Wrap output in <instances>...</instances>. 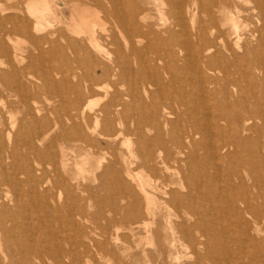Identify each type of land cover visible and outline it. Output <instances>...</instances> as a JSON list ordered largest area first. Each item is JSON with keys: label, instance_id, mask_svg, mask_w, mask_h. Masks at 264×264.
Masks as SVG:
<instances>
[{"label": "bare ground", "instance_id": "1", "mask_svg": "<svg viewBox=\"0 0 264 264\" xmlns=\"http://www.w3.org/2000/svg\"><path fill=\"white\" fill-rule=\"evenodd\" d=\"M0 2L8 4L0 10V99L17 96L25 120L11 115L4 124L11 145L0 128V186L10 187L0 189V264H89L120 229L133 237L142 230L138 244L158 240L159 258L166 251L170 259L184 241L209 252L194 264L204 257L264 264V0H23L24 13L15 11L16 0ZM18 35L37 54L20 49ZM56 35L77 67L66 63ZM41 62L59 103L42 104L38 91L26 90ZM62 71L76 82L52 76ZM109 72L127 77L130 89L102 105L84 101L86 91L109 95L108 84L97 82ZM57 134L59 158L50 148ZM64 139L84 142L86 151L70 154ZM22 148L48 168L20 157ZM25 187L42 216H58L63 201L76 211L55 227L35 216L19 222L12 202L21 206ZM83 202L97 208V231L86 224ZM225 233L236 249L216 246L220 238L230 246Z\"/></svg>", "mask_w": 264, "mask_h": 264}, {"label": "rangeland", "instance_id": "2", "mask_svg": "<svg viewBox=\"0 0 264 264\" xmlns=\"http://www.w3.org/2000/svg\"><path fill=\"white\" fill-rule=\"evenodd\" d=\"M122 2L124 4H126V5L128 4V0H122ZM15 4L17 5V9L15 10L17 13H24L25 12V8H24V5H23V0H16ZM7 5L8 4H6V3L4 4L3 2H0V10L2 8L6 7ZM90 6L92 7L93 5L91 4ZM94 8H95V6H94ZM66 10L68 12V14L66 13V16H69V14H70L69 12L70 11L68 9H66ZM107 24H106V26L111 29L113 24H112V19L110 17H108ZM52 30H55V29L54 28L47 29L40 36H49L48 34ZM16 37H15V41L23 39V40L17 42V43L20 44V45L19 44L17 45L20 49H24L26 47H30V48H32L33 54H37L38 51L34 47L32 42L29 43V40L27 42L26 38H24L22 36H19V35L16 36ZM55 38H57V44L62 46L61 50L64 51L65 53H67L66 63H69L70 66H72V67H77V63L74 62L75 60H74L73 53L69 52V50L67 52L65 49H63V47L65 46L66 41L65 40L61 41V39L58 38V35H56ZM121 41H123V40H121ZM133 57L134 56H131L132 59H133ZM58 62H60V61H59L58 58H56L54 60V63L57 64ZM44 67H45L44 63L41 62V63H39L38 66H35L34 68H31L29 73L32 76L31 77L29 76L31 80H30V83H28V85H27L28 88L26 90H29V92L34 91V90L38 91L40 93V97H39L40 103H42V104L46 103L49 99H52V101H55V103H59L58 96L55 94L56 90L55 89L54 90L51 89L53 87L52 85L49 88L47 83L44 81L43 74H46V73H44ZM75 71H76V73L79 76H84V74H85V71L82 70V69L75 70ZM52 73H53L52 76H54L57 79L60 78V77H63V76H68L72 82H76L75 78L72 79L73 74H72L71 71H62V73H60L59 75L57 74V72H55V73L52 72ZM180 74H181V76H183L184 73L182 71H180ZM97 82L98 83H103V84H105V83L108 84V89H109V92H110L109 95L107 97H105L106 99L105 98L103 99V96L105 94L104 90H94V91H90V92L86 91L83 94L84 101H88L90 98H92V99H98L99 98L100 102L102 101L99 105H102L103 103L107 102L108 101V97L111 96L112 94H114L116 91L118 93L119 92H123L125 90L130 89V87H131L130 86V82L127 79V77L118 76V77H113V79H112V76H111L110 72L107 75H105V76L104 75L99 76V78L97 79ZM122 85H123V87H122ZM119 86L122 87V89ZM110 88H112V89H110ZM194 96H196V95L194 94V95H191L189 97L192 98ZM50 97H52V98H50ZM18 99L19 98L17 96H13L11 98L6 96L4 99H0V119H1V121H3L2 122L3 124L0 125V128H1V131H2L3 135L6 137V140H7L5 142L6 146L7 145H11V143H10V141H8L7 137H9V136L6 134V131H5L6 128H4L7 125H4V124H7L9 122V118H11V115L15 116V119H17L19 123H25V120L22 119L23 116H22V112H21V109H20V104L18 103ZM195 100L197 101L196 98H195ZM11 102H13L12 104L14 105L13 109L10 108V103ZM197 102H198L199 105H201L200 101H197ZM190 118L193 120L192 117H190ZM8 125H10V124H8ZM17 131H18V124H16L14 129H12L11 136L13 138L16 137L15 135L17 134ZM152 134H153V132H152ZM246 135H251V133L248 132ZM56 136H57V138L54 141L52 147H50V148L56 154L57 158H59L60 157V150L58 148V144H59L58 142L59 141L61 142V140H60V137H59L58 134ZM130 136H132V135H130ZM132 137H134V136H132ZM200 138H201L200 136H197V139H200ZM50 140H51V138H47L45 140V144L37 145V147L40 150H42L45 146H47V144L50 142ZM62 141L65 142L66 146H68V151H69L70 154L72 153L71 149H73L75 151L74 155H76V157H79L84 151H86L87 146H85L86 144L84 142H81V141H68L66 139H64ZM115 145L117 147H119L117 149L125 151V146L121 145V143H118V144H115ZM29 151H31V150H28L26 148H22L20 150V157H22V158L23 157L30 158V159H32L34 161L35 165L39 164V166H41V167L44 166V167L48 168L47 159H45L43 156H40L39 154H33V153L31 154V152H29ZM223 154L224 153H222V155ZM20 166H21V164L17 163V165H16L17 171H19V167ZM175 166H177V164L176 163H172V167H175ZM221 166H222L224 172L225 171L229 172V171H231L233 169L232 166H228L227 165L226 161H224ZM208 170H209V172L210 171L212 172V169H208ZM37 176H38V174H37ZM17 177L19 179H24L25 176L20 174V173H17ZM89 183H92V182H89ZM223 183H225L224 179H223ZM171 186H172V188H177V189L179 188L178 184L171 185ZM25 188H26V190H24V194L22 196H17L18 199H20L21 206L15 207V204L12 202V206L14 207L15 211L16 212L18 211L17 213L19 214L18 215L19 222H21L22 219H25V218H22L23 216H27L28 217V218L25 219L27 221H29L31 218H34V216H35V217H40L41 220H46L48 218V221L51 223V225L53 227H55V226H60L63 221L67 220L68 215L70 213H73V212L76 211V210L74 211V207L72 208L71 211H68L64 207V205H63L64 201L63 200L65 199L66 194H65V192H63L64 193L63 194V198L61 199V202L63 201V203L60 202L62 205H61V209H60V212H59L58 216L52 218L50 216V211H47L42 216L41 215L42 214V210L39 209V208L37 210V206H35L34 200L27 193V187H25ZM0 189H1L2 192H6L7 190H10V187L7 184L2 183L1 186H0ZM216 189L218 190V187ZM217 190H215V191H217ZM56 193H57V190L54 189V194H56ZM100 193L101 194H106L105 191H101ZM83 204L85 206V213L87 214L88 219L90 220L86 224L88 226L92 227V229H94L95 231H97L96 219H98V217H94L93 216L95 214V211L97 210L96 206L92 205L91 202H90V204H87V203L83 202ZM104 209H106V208H104ZM106 214H108V212L105 211V215ZM77 217H78V215H76V218ZM102 219L103 218H101V220ZM263 225H264V223H262V226ZM84 226H86V225H84ZM151 226L155 227V224H152ZM162 226H165V225L162 224ZM43 227H44L43 231L46 230V227L44 225H43ZM263 228H264V226H263ZM24 229L27 230V227L25 226ZM87 229H89V228H87ZM161 229H162L163 233H165L164 229L163 228H161ZM95 234L98 236V234L96 232H95ZM143 235H144V232L142 230L138 231V234H137L138 237H136V236L133 237L131 235V233H129L127 231V229H120L115 234L113 232L112 233L113 237H112V239L110 238L112 241H109L108 246L106 245L105 251H103L102 254H98V255L94 254L93 257L90 258L89 264H146V263L147 264H149V263L150 264H163L164 262H166L164 264H184V263L188 264L187 262H190L189 264H194L195 260L197 259L198 253H200V254L203 253V254H206V255L209 253V252L205 251V248L203 246H201L200 248H195V247H192L187 242L180 241V242L176 243L177 247H176V249L174 251L175 254L173 253L172 254L173 256H170V259L167 258L168 254H167L166 251H164V254H163L164 258H159V257H156V256H158V253H159L157 251L158 240L153 238L154 240H153L152 243L142 242V243L138 244L137 240L140 237H142ZM177 235H179V233ZM196 235L197 236L199 235V233L197 231H196ZM223 236L227 237V240L229 238V240L231 241L230 246H228V243L226 241H223L224 239H221V238L219 239V240H221V241H219L220 244L217 242L216 246H218L219 248L224 246L223 249H228V248H230L232 246V248L236 249V245L237 244L234 241V239H232V234H230V233L226 234L225 233V234H223ZM169 238H171V236ZM95 239L96 240H100L101 238L99 236L98 237L95 236ZM222 243H226V244H222ZM106 249L109 250V251H107ZM110 249H112V250H110ZM177 252H178V254H177ZM212 255H215L214 252L212 253ZM172 257H174V258H172ZM203 259H202L203 260L202 261L203 264H211L209 259H206V257H204ZM226 260L223 261V264H230ZM238 261H239L238 258H236V263ZM48 264H52V263L49 262ZM83 264H86V263H83Z\"/></svg>", "mask_w": 264, "mask_h": 264}]
</instances>
